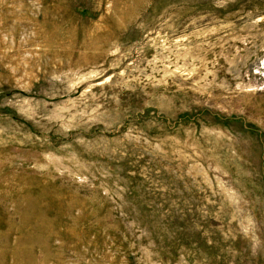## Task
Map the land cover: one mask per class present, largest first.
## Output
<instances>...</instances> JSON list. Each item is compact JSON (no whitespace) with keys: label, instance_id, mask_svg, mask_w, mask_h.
Instances as JSON below:
<instances>
[{"label":"rangeland","instance_id":"obj_1","mask_svg":"<svg viewBox=\"0 0 264 264\" xmlns=\"http://www.w3.org/2000/svg\"><path fill=\"white\" fill-rule=\"evenodd\" d=\"M0 264H264V0H0Z\"/></svg>","mask_w":264,"mask_h":264}]
</instances>
